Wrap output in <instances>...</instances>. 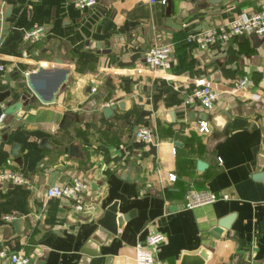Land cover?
I'll use <instances>...</instances> for the list:
<instances>
[{
	"label": "crops",
	"instance_id": "obj_1",
	"mask_svg": "<svg viewBox=\"0 0 264 264\" xmlns=\"http://www.w3.org/2000/svg\"><path fill=\"white\" fill-rule=\"evenodd\" d=\"M3 1L0 170L19 172L33 188L0 181V252L25 250L33 264H136V246L162 233L157 258L164 264H264V182L254 178L264 173V38L203 51L185 41L260 11L264 0H99L86 10L73 0ZM38 27L44 35L25 41ZM169 43V67H149L147 51ZM58 58L70 78L44 104L28 75L39 66L52 71ZM243 77L255 87L235 92ZM207 85L219 92L211 110L185 103ZM65 114L70 127L60 128ZM206 117L210 134L197 125ZM143 128L154 130L158 145L136 138ZM76 178L88 185L83 211L68 198L45 196ZM190 186L231 199L186 210ZM114 206L118 218L128 217L116 234L101 226ZM231 217V228L216 237L219 222ZM0 264L9 261L0 257Z\"/></svg>",
	"mask_w": 264,
	"mask_h": 264
},
{
	"label": "built area",
	"instance_id": "obj_2",
	"mask_svg": "<svg viewBox=\"0 0 264 264\" xmlns=\"http://www.w3.org/2000/svg\"><path fill=\"white\" fill-rule=\"evenodd\" d=\"M151 2H161L167 5L168 0H150ZM99 0H73L76 8L86 10L95 7ZM6 10L5 2L0 3V34L5 32ZM45 29L38 27L31 31L25 32V41H36L42 37ZM242 36H257L264 38V8L250 15H241L232 21L207 30L191 33L186 37V43L197 50L203 51L215 44L228 43ZM1 44V41H0ZM174 51L172 43L156 45L151 47L146 53V63L154 70H165L169 67L170 60ZM23 58L30 59V55L24 52ZM2 69V67H0ZM255 87V82L249 77H243L237 80L234 91H241L245 88ZM98 87H94L91 94H96ZM219 98V92L212 86H204L186 95L185 103L187 105L199 102L204 112L211 110ZM5 115H0V128L3 125ZM199 131L202 134H210L212 131L208 117L197 122ZM136 138L148 144H157L156 133L151 128H143L136 133ZM176 152V149H174ZM222 163V160L219 159ZM0 181L24 185L33 188L31 182L19 172L12 169L0 170ZM88 185L81 179H73L62 186H53L47 189L45 196L51 198H68L78 211L84 210V194ZM231 196L227 194H217L209 190L197 189L190 186L184 192V201L186 210H194L199 207L215 204L220 200H230ZM21 218L8 216L6 220L17 221ZM166 240L162 233H156L150 236L145 243H139L135 251L136 264H164L157 258L159 247ZM0 257L7 259L9 264H33V258L25 250L18 253L7 254L5 251L0 252Z\"/></svg>",
	"mask_w": 264,
	"mask_h": 264
},
{
	"label": "water",
	"instance_id": "obj_3",
	"mask_svg": "<svg viewBox=\"0 0 264 264\" xmlns=\"http://www.w3.org/2000/svg\"><path fill=\"white\" fill-rule=\"evenodd\" d=\"M167 15H171V6L169 4L167 8ZM169 25H172L171 22H168ZM71 70L66 68L64 62L58 58L56 61V66L52 71L48 70L44 66H39L38 71L33 72L28 75V84L31 90L35 93V95L44 103V104H52L56 101V96L59 93L60 89L65 85L70 78ZM49 76V77H48ZM108 87L112 88V85L107 83ZM103 98L102 95H100ZM121 108H123L122 103L119 104ZM22 108V104L18 103L12 107H10L7 111V115H14ZM115 107H105L104 112L106 115L110 116L114 112ZM72 118L65 114L62 120V124L60 128H68L71 124ZM7 136H5L0 131V141H6ZM14 154H16V149ZM201 167H204L203 163L200 164ZM255 180H260L264 182V173L257 174ZM128 217L118 218L117 216V208L116 206L110 208L106 214L104 215L101 226L107 229L109 232L116 234L118 232V228L121 227L124 220H127ZM233 217L227 218L219 222L218 226L214 229L213 234L216 237H219L225 229H230L232 225ZM201 256L204 259H207L206 252H200ZM38 264H44L40 262Z\"/></svg>",
	"mask_w": 264,
	"mask_h": 264
}]
</instances>
